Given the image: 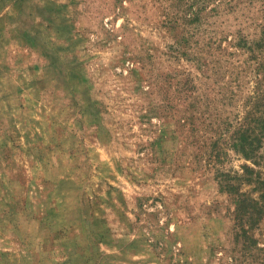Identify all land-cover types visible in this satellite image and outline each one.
Wrapping results in <instances>:
<instances>
[{"label":"rangeland","instance_id":"obj_1","mask_svg":"<svg viewBox=\"0 0 264 264\" xmlns=\"http://www.w3.org/2000/svg\"><path fill=\"white\" fill-rule=\"evenodd\" d=\"M207 2H0V264H264V0Z\"/></svg>","mask_w":264,"mask_h":264},{"label":"trees","instance_id":"obj_2","mask_svg":"<svg viewBox=\"0 0 264 264\" xmlns=\"http://www.w3.org/2000/svg\"><path fill=\"white\" fill-rule=\"evenodd\" d=\"M203 3V9H205L206 4L208 3L207 0H198ZM179 2L187 3L190 6V0H179ZM221 3V2H220ZM193 7L190 6L189 10L190 12H185L184 18L186 19L187 23H194L198 21L199 15L201 14V9H198L196 11L192 10ZM171 24H175L179 22V18L170 19L169 21ZM264 31V26H263ZM264 34V32H263ZM192 37H183L182 40L178 43V46L185 45L186 48H192L190 47V41ZM237 47L246 48L248 52L253 56L252 59L257 60V70H259V75L263 73V79L262 82L259 84L260 87V93L255 96V102L258 101V105L256 108L249 111L247 116L244 118L242 122H240V125L237 127V130L234 132L233 135V147L238 152L244 154V156L248 159H250L255 165L259 166L262 161H264V155H260V151L264 147V36L263 38L253 44L250 43L243 38H240V42ZM187 49V50H188ZM184 52V55L188 54V51ZM260 50V54L257 53V51ZM262 71V72H260ZM263 88V90H262ZM249 169V175H253L254 169L250 166ZM264 186V178L262 180V187Z\"/></svg>","mask_w":264,"mask_h":264},{"label":"crops","instance_id":"obj_3","mask_svg":"<svg viewBox=\"0 0 264 264\" xmlns=\"http://www.w3.org/2000/svg\"><path fill=\"white\" fill-rule=\"evenodd\" d=\"M2 0H0V2H1Z\"/></svg>","mask_w":264,"mask_h":264}]
</instances>
